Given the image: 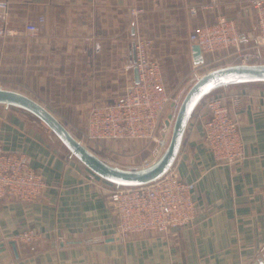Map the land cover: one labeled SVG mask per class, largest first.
Instances as JSON below:
<instances>
[{
    "label": "crops",
    "instance_id": "crops-1",
    "mask_svg": "<svg viewBox=\"0 0 264 264\" xmlns=\"http://www.w3.org/2000/svg\"><path fill=\"white\" fill-rule=\"evenodd\" d=\"M6 1L13 33L0 37V87L30 96L64 124L84 122L91 106L114 103L136 83L134 46L143 29L151 31L157 50L151 54L172 98L166 118L205 64L189 39L196 28L224 15L249 39L241 52L212 54L213 66L256 64L260 59L242 57L247 49L264 57V47L250 39L258 23L248 0H217L214 7L212 0ZM28 23L40 30L29 33ZM222 91L241 123L244 159L234 165L215 160L204 144L201 104L174 164L184 180L195 182L194 222L128 240L115 236L113 186L89 175L27 118L0 107L2 146L24 155L47 182L34 201L0 200V264H264V86ZM25 229L36 230L40 240H19Z\"/></svg>",
    "mask_w": 264,
    "mask_h": 264
},
{
    "label": "built area",
    "instance_id": "built-area-1",
    "mask_svg": "<svg viewBox=\"0 0 264 264\" xmlns=\"http://www.w3.org/2000/svg\"><path fill=\"white\" fill-rule=\"evenodd\" d=\"M211 7L217 0H212ZM252 4L258 23V32L251 36L254 47H264V0H248ZM139 14L140 10H132ZM8 1L0 0V37L13 33L9 26ZM44 18L40 17V22ZM26 30L35 34L39 24L28 23ZM190 41L201 48L206 56L229 48L241 52L248 44L234 19L219 15L216 22L206 24L189 34ZM151 40L138 36L135 41V66L139 82L126 87L121 98L114 103L102 102L91 106L86 115L84 137L91 142L104 140H137L154 143L158 156L166 143L170 129L166 110L171 102L160 63L149 52ZM250 46V45H249ZM243 58L261 59L260 54L247 49ZM199 122L206 148L218 163L234 165L245 157V143L241 123L227 103L223 91L208 96L202 103ZM198 110V109H197ZM192 120V119H191ZM47 187L44 176L34 169L22 154L5 149L0 142V200L18 198L36 200ZM195 182L184 180L173 166L159 179L135 187H115L109 198L118 221L116 237L128 240L135 234H166L172 229L192 224L197 214L194 197ZM18 239L27 243L40 240L34 229H25Z\"/></svg>",
    "mask_w": 264,
    "mask_h": 264
},
{
    "label": "water",
    "instance_id": "water-1",
    "mask_svg": "<svg viewBox=\"0 0 264 264\" xmlns=\"http://www.w3.org/2000/svg\"><path fill=\"white\" fill-rule=\"evenodd\" d=\"M135 81L139 82L137 67ZM238 85L264 86V63L232 64L197 78L181 99L173 103L174 111L167 121L170 129L159 155L143 166H119L101 158L83 144L54 113L24 93L0 87V107L18 112L34 123L89 175L111 186L135 187L159 179L174 166L190 121L208 96Z\"/></svg>",
    "mask_w": 264,
    "mask_h": 264
},
{
    "label": "rangeland",
    "instance_id": "rangeland-1",
    "mask_svg": "<svg viewBox=\"0 0 264 264\" xmlns=\"http://www.w3.org/2000/svg\"><path fill=\"white\" fill-rule=\"evenodd\" d=\"M150 34L151 31L149 29H145V30L143 29L142 32L140 33V36L144 38V40L145 39L152 40ZM151 47L152 44L151 46H149V52L152 57L151 50L154 49L155 53L157 52V50L156 48H151ZM211 57L212 54L206 56V59L211 60ZM257 63H264V57L261 58ZM199 67L200 68L197 71L194 70L193 75L190 76L191 81L193 80L192 83L195 81L194 79L201 77L207 72L220 68L219 66L211 65V63L209 62L208 63L205 62L204 65H201ZM191 84L185 89L183 95L186 92V90L191 86ZM183 95L176 98V100L179 101ZM65 125L83 144H85L98 156H100L101 158L105 159L110 163L125 167L143 166L152 162L157 157V155L154 152V148H155L154 143H147L144 141H137V140H104L99 142H91L87 140L84 137V132L86 128V118L85 121L82 123L65 124ZM137 152L138 154H136L137 156L135 157L134 154Z\"/></svg>",
    "mask_w": 264,
    "mask_h": 264
}]
</instances>
